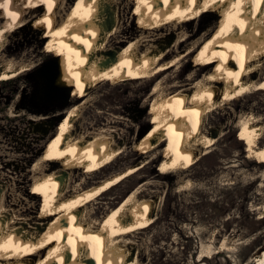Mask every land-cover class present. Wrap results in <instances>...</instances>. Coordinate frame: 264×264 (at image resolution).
<instances>
[{"label": "bare ground", "instance_id": "6f19581e", "mask_svg": "<svg viewBox=\"0 0 264 264\" xmlns=\"http://www.w3.org/2000/svg\"><path fill=\"white\" fill-rule=\"evenodd\" d=\"M69 1L0 0V80L33 67L3 55L2 50L13 31L22 29L39 11L42 23H48L49 40L67 46L64 66L60 57L53 59L56 83L69 87V98L74 92L70 82H81L89 91L113 77L153 78L198 51L196 61L202 66L194 67L185 82L167 84L161 76L149 94L150 127L145 139L155 150L167 145L156 151L157 157L162 155V174L194 163L208 152L215 139L200 129L205 115L244 93L264 89V76L253 77L264 59V0H139L143 11L152 6L154 11L150 23L127 40L117 39L121 31L113 0H77L72 6ZM218 3L228 5L222 26L212 24L195 36L183 30L185 22ZM165 26L175 31V37L169 45L157 44L156 31ZM114 43L116 48L109 47ZM181 46L185 47L179 50ZM90 100L89 94L64 111L47 150L30 166L27 194L32 200L42 198L43 206L16 207L6 202L0 188V264H135V254H129L123 242L130 232L152 224L155 203L139 196L140 184L103 217L97 215L92 205L99 195L143 164L99 179L92 175L111 163L122 146L114 143L107 124L81 126L80 114ZM237 123L239 136L246 140L248 163L264 165V145L257 144L260 126L248 118ZM263 250L264 244L245 264H261Z\"/></svg>", "mask_w": 264, "mask_h": 264}, {"label": "rangeland", "instance_id": "374dc122", "mask_svg": "<svg viewBox=\"0 0 264 264\" xmlns=\"http://www.w3.org/2000/svg\"><path fill=\"white\" fill-rule=\"evenodd\" d=\"M74 2L77 0H70L69 5ZM113 3L118 8L121 31L117 39L132 38L144 29V23H150L154 6L146 12L139 6V0H113ZM227 7L221 3L210 6L199 17L185 22L183 30L195 36L212 24L222 26ZM42 17L43 12L39 11L22 29L13 31L2 50L3 55L33 65L13 78L0 80V188L6 193V202L15 203L21 209L32 204L37 209L43 206L42 198L28 197L29 169L47 150L57 123L52 120L49 125L40 119L51 113L64 115L66 109L90 94L91 100L80 114L81 126L98 128L107 124L114 143L122 146L111 163L92 175L99 179L129 165L143 164L138 171L101 193L92 207L103 217L140 184L143 185L139 196L155 203L152 224L130 232L123 242V248L135 254V264H245L250 261L264 244V165L248 163L246 140L239 136L237 122L248 118L252 125L260 126L261 138L257 144L264 145V89L244 93L205 115L200 129L215 139L208 152L194 163L162 174L159 168L162 155L157 157L156 151L167 145L163 143L155 150L154 144L145 139L150 127L147 111L152 96L149 94L161 76L166 77L167 84L185 82V76L194 67L202 66L196 61L198 51L153 78L113 77L100 81L89 91L81 82H70L75 91L69 100L51 104L43 95L34 69L55 55L63 57L67 46L60 47L49 40L48 23H42ZM156 34L159 37L156 43L163 45H169L175 37L170 26L162 27ZM206 69L204 66L203 70ZM263 76L264 59L253 77ZM78 88L83 94L77 92ZM40 124L46 125L47 136H40L37 127ZM128 188L131 189L126 193ZM263 254L264 250L261 259Z\"/></svg>", "mask_w": 264, "mask_h": 264}, {"label": "water", "instance_id": "95a60500", "mask_svg": "<svg viewBox=\"0 0 264 264\" xmlns=\"http://www.w3.org/2000/svg\"><path fill=\"white\" fill-rule=\"evenodd\" d=\"M34 70L37 75V79L41 83L40 88L43 95H46L52 100H58L61 103L68 101L70 96L69 87H64L56 83L58 71L57 64L53 58L35 67ZM61 117L62 115L60 114L53 116L54 122L57 123ZM261 264H264V259Z\"/></svg>", "mask_w": 264, "mask_h": 264}, {"label": "flooded vegetation", "instance_id": "af4514ba", "mask_svg": "<svg viewBox=\"0 0 264 264\" xmlns=\"http://www.w3.org/2000/svg\"><path fill=\"white\" fill-rule=\"evenodd\" d=\"M55 56H58V57H60L61 58V65L62 66H64V58L62 57V56H60V55H55ZM54 56V57H55ZM53 57V58H54ZM71 86V85H70ZM72 87V86H71ZM84 87H85V89H86V85H84ZM72 90H73V87H72ZM75 91V90H74ZM77 92L79 93V92H81L80 91V88H78V90H77ZM82 94H83V92H82ZM44 96H46V95H44ZM46 98L51 102V104L52 103H55V104H57V103H61L60 101H58V100H52L51 98H49V97H47L46 96ZM69 100V99H68ZM64 111V110H63ZM55 114L54 113H51V114H49V115H47V116H44L43 118H41L40 120H42V119H45V121L44 122H48L49 123V125H50V123H52V120H53V116H54ZM40 118V117H39ZM32 120H34V119H32ZM38 127V129H39V132H40V136L41 137H44V136H47V133H48V130L46 129V125L45 124H40V127L39 126H37ZM36 127V128H37Z\"/></svg>", "mask_w": 264, "mask_h": 264}, {"label": "trees", "instance_id": "16d2710c", "mask_svg": "<svg viewBox=\"0 0 264 264\" xmlns=\"http://www.w3.org/2000/svg\"><path fill=\"white\" fill-rule=\"evenodd\" d=\"M130 189H131V188L126 189V190H127L126 193H127Z\"/></svg>", "mask_w": 264, "mask_h": 264}]
</instances>
